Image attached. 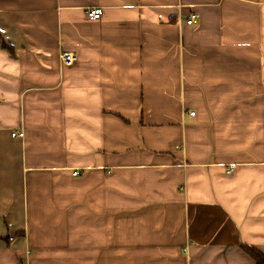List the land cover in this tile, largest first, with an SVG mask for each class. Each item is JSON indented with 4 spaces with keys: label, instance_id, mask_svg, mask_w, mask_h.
Masks as SVG:
<instances>
[{
    "label": "crops",
    "instance_id": "obj_1",
    "mask_svg": "<svg viewBox=\"0 0 264 264\" xmlns=\"http://www.w3.org/2000/svg\"><path fill=\"white\" fill-rule=\"evenodd\" d=\"M245 247L264 255V0H0V264Z\"/></svg>",
    "mask_w": 264,
    "mask_h": 264
},
{
    "label": "built area",
    "instance_id": "obj_2",
    "mask_svg": "<svg viewBox=\"0 0 264 264\" xmlns=\"http://www.w3.org/2000/svg\"><path fill=\"white\" fill-rule=\"evenodd\" d=\"M102 9L97 7V8H92V9H88L86 11V17H88L89 20L91 21H97L99 20L102 16ZM198 15L196 14H191L189 16V19L186 21V24L188 26H192L194 24H196ZM60 61H62V63L67 66L70 67L72 64L75 63V54L72 52H64L62 54H60ZM191 116H195L196 113L194 112H190ZM12 138L13 139H24L25 138V134L21 129H15L11 132ZM234 169V166L231 165V167L228 168L229 173H231ZM74 175H77V172L73 173Z\"/></svg>",
    "mask_w": 264,
    "mask_h": 264
},
{
    "label": "trees",
    "instance_id": "obj_3",
    "mask_svg": "<svg viewBox=\"0 0 264 264\" xmlns=\"http://www.w3.org/2000/svg\"><path fill=\"white\" fill-rule=\"evenodd\" d=\"M244 251L253 259L254 264H264V255L260 252L256 251L251 247H245Z\"/></svg>",
    "mask_w": 264,
    "mask_h": 264
},
{
    "label": "rangeland",
    "instance_id": "obj_4",
    "mask_svg": "<svg viewBox=\"0 0 264 264\" xmlns=\"http://www.w3.org/2000/svg\"><path fill=\"white\" fill-rule=\"evenodd\" d=\"M195 113V112H194ZM189 114H190V112H189ZM191 115V114H190Z\"/></svg>",
    "mask_w": 264,
    "mask_h": 264
}]
</instances>
